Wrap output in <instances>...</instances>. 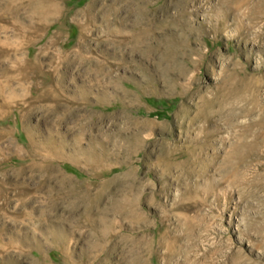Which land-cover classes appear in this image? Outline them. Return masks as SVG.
Masks as SVG:
<instances>
[{
    "label": "rangeland",
    "instance_id": "rangeland-1",
    "mask_svg": "<svg viewBox=\"0 0 264 264\" xmlns=\"http://www.w3.org/2000/svg\"><path fill=\"white\" fill-rule=\"evenodd\" d=\"M89 2L63 0L23 48L55 110L0 115L59 176H17L29 159L2 144L0 264H264V0H101L81 47ZM8 6L0 46L16 40Z\"/></svg>",
    "mask_w": 264,
    "mask_h": 264
},
{
    "label": "bare ground",
    "instance_id": "bare-ground-1",
    "mask_svg": "<svg viewBox=\"0 0 264 264\" xmlns=\"http://www.w3.org/2000/svg\"><path fill=\"white\" fill-rule=\"evenodd\" d=\"M63 0H9V19H13L15 23H17V29H16V40L14 42H2V54L0 56V70H1V78H0V115L4 114V116L8 115L11 109L15 105H22V116L26 117L29 116L30 114L32 115L33 111L40 110L43 112L42 108L46 112H52L55 110V104H56V99L57 96L55 94V91L52 86V84H38L37 79L40 75V70L37 64L30 62L26 56H22L23 48L25 47V43L28 41H31L35 38L37 30L40 28V26L44 25L48 21L52 20L60 11L61 9V4ZM103 1V0H102ZM101 3V0H90L89 3L86 4V6L75 12V17L81 19L82 17L83 23H82V32H83V37L79 40V45L81 47L85 46V35L90 31V23L94 18V8L95 6ZM130 3V2H129ZM101 5V4H100ZM152 5V4H151ZM99 6V5H98ZM137 6V5H136ZM143 6V5H142ZM104 8V7H103ZM21 9L29 11V25H24L23 17L20 16L19 10L22 13ZM106 9V8H105ZM24 12V11H23ZM25 13V12H24ZM28 14V13H27ZM107 14V13H106ZM99 16V15H98ZM26 17V16H25ZM153 19V18H151ZM25 20V21H26ZM140 21V20H139ZM118 23V22H117ZM133 24V23H132ZM136 24V23H135ZM16 25V24H15ZM150 25V24H149ZM126 26V25H125ZM199 28V27H198ZM192 30V29H191ZM174 31V30H173ZM126 35L122 34L121 37H125ZM56 35L53 36L49 44L54 43V38ZM152 38V37H151ZM125 39V38H124ZM151 43V42H150ZM0 46V47H1ZM74 52L73 50L71 51H66L64 58L65 60H70ZM154 54V53H153ZM144 56V55H143ZM77 59H82L83 56L77 54L75 56ZM142 58V57H141ZM145 58V57H144ZM76 59V60H77ZM99 59V58H98ZM75 60V61H76ZM12 61H15V64L12 63ZM93 61V60H92ZM80 62V61H79ZM97 66V64H96ZM102 65L98 66V69L101 68ZM157 70V69H156ZM52 72V71H51ZM57 72V71H56ZM164 76V75H163ZM31 79V86L28 90V93L24 92L20 95L19 89L16 87H13V83L15 80L21 85V88H23V83H25L26 79ZM146 78V77H145ZM20 88V89H21ZM100 91V90H99ZM34 92V94H32ZM126 92V91H125ZM124 94V93H123ZM127 94V93H126ZM76 98V97H75ZM135 98V97H134ZM87 99V98H86ZM132 99V98H131ZM63 103V102H62ZM206 103V102H205ZM61 104V103H60ZM59 104V105H60ZM240 105V104H239ZM241 106V105H240ZM60 107V106H59ZM59 107L57 109H59ZM233 108V107H232ZM181 109H185L182 107ZM233 110V109H231ZM235 114L234 116L236 117L238 115H248L249 111L246 108H241L240 112H238V107H235ZM44 111V112H45ZM70 112V111H69ZM183 112V111H181ZM42 115V114H41ZM9 116V115H8ZM212 116V115H211ZM210 115H205L204 117L205 122H210L211 120ZM201 117V116H200ZM28 118V117H26ZM195 119V118H194ZM237 119V118H236ZM212 122V121H211ZM242 127V138H239V144L234 143L233 147V155H237L238 151L240 150L241 152H245L248 149V143L246 142L245 135L248 134L249 130V125H243ZM240 128V127H239ZM238 129V128H237ZM9 129H0V154H3L1 150L2 144H6L8 148H12L14 151L15 155L19 154H24L29 161L22 167L15 168L14 174L17 176L24 175V174H30L32 176H40L43 184L45 182H55L56 177L58 178L56 172L55 165L52 164V159L48 158L50 154H41L37 149L43 147L42 144L36 143V142H31L32 146L34 149H27L23 150L20 148L18 145H16L12 138L9 136ZM12 135V134H11ZM211 136V135H210ZM239 137V136H238ZM50 139V138H49ZM236 144V145H235ZM54 145V143H53ZM240 145V147H239ZM250 146V145H249ZM6 147V146H5ZM51 147V146H50ZM245 148V149H243ZM250 150V149H249ZM5 151V150H4ZM45 151V150H44ZM52 152L54 157H57L58 153L51 149L50 153ZM11 153V152H7ZM243 154V153H242ZM13 155V154H12ZM2 159V158H1ZM1 161V160H0ZM55 161V160H54ZM187 162L186 159L182 161V163ZM176 164V163H175ZM14 168V167H13ZM9 169V168H8ZM12 169V168H11ZM9 172V171H8ZM6 171V173H8ZM60 173V172H59ZM2 174V173H1ZM5 174V173H4ZM10 174V172H9ZM13 174V175H14ZM27 174V175H28ZM11 175V174H10ZM26 175V176H27ZM60 175V174H59ZM62 175V174H61ZM3 176V175H2ZM63 176V175H62ZM5 177V175H4ZM7 178V175H6ZM14 178V177H13ZM20 178V177H19ZM23 178V177H22ZM21 178V179H22ZM25 178V177H24ZM33 178V177H32ZM67 178V177H66ZM12 179V178H11ZM18 179V178H17ZM20 179V180H21ZM5 180V179H4ZM9 180V179H6ZM15 180V179H14ZM24 180V179H22ZM27 180V178H26ZM37 180V179H36ZM67 180V179H66ZM72 180V179H71ZM13 181V179L11 180ZM60 181V180H59ZM68 181V180H67ZM3 182V181H2ZM6 182V181H5ZM10 182V181H9ZM19 182V181H18ZM27 182V181H26ZM29 182V181H28ZM31 182V181H30ZM35 182V181H34ZM61 182V181H60ZM65 182V181H64ZM63 182V183H64ZM13 183V182H12ZM15 183V182H14ZM13 183V184H14ZM24 183V182H23ZM5 185V184H4ZM12 185V184H11ZM15 185V184H14ZM49 185V184H48ZM59 185V183H58ZM18 186V185H17ZM63 186V185H62ZM13 187V186H12ZM43 188V187H41ZM48 188V187H47ZM60 188V187H59ZM50 189V188H48ZM37 190V188H36ZM35 190V191H36ZM40 190V189H39ZM42 190V189H41ZM11 191V190H10ZM17 191V190H16ZM32 191V190H31ZM43 191V190H42ZM49 191V190H48ZM14 192V191H13ZM12 192V193H13ZM47 192V191H46ZM48 193V192H47ZM52 194V193H51ZM57 194V193H56ZM31 195V194H30ZM46 195V194H45ZM50 195V194H49ZM81 195V194H79ZM4 192L1 191L0 193V198H3L4 202L7 203V198H4ZM37 196V195H36ZM41 196V195H40ZM84 196V195H83ZM90 196V195H89ZM34 197V196H33ZM39 197V196H38ZM17 198V197H16ZM56 198V197H55ZM62 198V197H61ZM95 198V197H94ZM14 199V198H13ZM27 199V198H26ZM25 201H29L28 200ZM34 199V198H32ZM52 199V198H51ZM17 200V199H16ZM54 201V199H52ZM57 200V199H56ZM101 200V199H100ZM11 201H13L11 199ZM15 201V200H14ZM13 201V202H14ZM34 202V200H32ZM37 201V200H36ZM52 201V202H53ZM59 201V200H57ZM86 201V200H85ZM19 201H16L18 204ZM26 202V203H27ZM80 202V201H79ZM98 203V201L95 200V203ZM25 203V204H26ZM31 203V202H30ZM35 203V202H34ZM60 203V202H59ZM93 203V204H95ZM9 204V203H8ZM22 203V206L25 205ZM53 204V203H52ZM58 204V203H57ZM55 204V205H57ZM19 206L21 205L20 202L18 204ZM27 205V204H26ZM73 205V204H72ZM77 205V204H76ZM91 205V204H90ZM4 206V205H3ZM0 207V209L4 207ZM20 206V208L22 207ZM39 206V205H38ZM54 206V205H53ZM52 206V207H53ZM58 206V205H57ZM83 206V205H82ZM94 206V205H93ZM92 206V207H93ZM24 207V206H23ZM37 207V206H36ZM75 207L72 206L71 208L73 209ZM97 207V206H96ZM76 209L79 208L78 206L75 207ZM91 208V206H90ZM94 208V207H93ZM92 208V209H93ZM22 209V208H21ZM55 209V206H54ZM83 209V208H82ZM88 209V208H87ZM8 210V209H7ZM35 210V209H34ZM129 210V209H128ZM82 211V210H81ZM102 211V210H101ZM127 211V210H126ZM12 212V211H10ZM91 212V211H90ZM100 212V211H99ZM129 212V211H128ZM84 213V212H83ZM3 214V213H1ZM8 216V215H7ZM126 216V215H125ZM13 217V216H11ZM9 218V217H8ZM133 220V219H132ZM3 221V217H2ZM15 221V220H14ZM99 223V222H98ZM103 224V222H102ZM101 226V225H100ZM102 227V226H101ZM41 228V227H40ZM96 232V231H95ZM106 232V231H105ZM26 234V233H25ZM102 234V233H100ZM101 236V235H100ZM53 238L56 239V236L53 235ZM30 238H24L23 236H19V240L22 244L27 243ZM34 240V239H33ZM32 238L30 241H33ZM30 242V243H31ZM34 243V242H32ZM36 245H40L38 241H36ZM5 252V251H4ZM10 252V251H8ZM1 253V252H0ZM9 254V253H8ZM16 254V253H15ZM18 255V254H17ZM4 256V255H3ZM7 256V255H6ZM9 256V255H8ZM6 258V257H5ZM8 258V257H7ZM100 263V262H99Z\"/></svg>",
    "mask_w": 264,
    "mask_h": 264
}]
</instances>
